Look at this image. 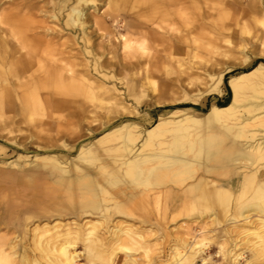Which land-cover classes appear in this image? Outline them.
<instances>
[{"label": "bare ground", "instance_id": "obj_1", "mask_svg": "<svg viewBox=\"0 0 264 264\" xmlns=\"http://www.w3.org/2000/svg\"><path fill=\"white\" fill-rule=\"evenodd\" d=\"M102 8L103 11L100 12ZM229 8L233 10L232 19H235L236 23L240 20L239 12H242V15L247 13L233 0H0V110L6 113L16 112L18 108L25 111L29 98L39 102L46 101L50 110L61 109L64 105L56 100L58 96L64 97L65 104H68L69 100L65 99L71 95L68 90L81 86L90 92L92 103L101 100L95 93L98 92L102 98L106 97L116 108H120L119 115L111 119L115 121L121 118V121L111 124L99 137L95 135L98 127H88L87 132L80 137L92 139L80 145L77 153L72 156L92 161L97 159L100 151L104 155L113 156L107 165L109 169L106 170L107 166H101L100 169L96 167L92 171L77 167L76 170L79 171L70 173L71 170L53 156L50 169L45 172V177L42 176L53 180L50 187L46 188L39 182V171V175L27 183L36 187V192L41 198L47 197L54 201L61 194L62 197L73 201L66 205L55 203L56 208L52 207L50 212L34 211L35 215L48 216L60 211H87L93 218L101 214L106 217L121 213L130 215L125 211V205L132 202L141 191L121 190V197L125 195L127 199L123 202L117 194L106 190L105 186L141 177L145 185L154 187L155 181L151 176L159 177L162 174L195 170L192 157L186 152L178 154L172 144L178 145L184 137L190 139L191 148L195 143H223L222 136L218 134L220 130L215 127L229 131L235 129L236 139L230 140L229 148L221 153L218 163L206 165L204 172L181 188L169 187L173 193L171 210L175 211L179 201L185 209L200 201L208 209V201L212 199L210 197L219 200L228 197L231 199L233 190L238 186L237 197L232 200L235 207H238L235 210L237 216L231 219L234 224L227 230V234L234 233L237 236L238 240L231 243L234 248L238 243L241 244L242 239L249 241L254 236V240L250 239L249 244L252 246L251 255L256 258L257 263L248 260L246 264H264V162H260L264 160V97L257 95L264 92V63L259 62L245 72L232 75L228 79L231 100L225 105L212 104L200 116L189 112L188 108L177 107L168 115L160 116L151 126H145L133 119L135 117L142 122L145 120L138 108L130 109L124 104L127 96L133 95L137 98L140 92L143 93L144 89L138 90V86L143 87L147 81L158 77L161 68L166 65L185 66L188 70L184 74L190 76L187 72L196 68L194 58L197 50L204 44L197 36L208 35L216 28L211 20L212 16L225 13ZM258 10L264 11V6L253 9L255 13H260ZM216 30L219 35L217 38L222 39L230 28L222 24ZM234 31L235 29L231 35ZM96 34H100V40ZM111 53L121 56L111 62L106 60ZM181 53L185 54L183 58L178 56ZM7 61L10 63L8 69L5 66ZM230 67H222L218 76L212 78L211 85L197 96H191L190 100L199 103L206 95L221 94L224 74ZM35 68L40 74L34 71ZM126 71L132 72L128 75L130 72ZM12 78L19 82L21 91L12 84ZM107 80L126 83V97L123 92H119L115 83L108 86ZM184 81L183 78L178 79V87H181ZM52 83L55 86L50 88ZM38 85L44 91L38 90ZM95 87L98 91L94 90ZM251 93L257 95L255 99L243 104ZM161 104L162 101L157 100V105ZM83 108L86 109L85 106ZM127 112L130 114L127 115ZM110 122L112 121L109 120L108 123ZM42 123L48 124L52 132L57 130L53 117ZM108 123L103 124L108 126ZM199 128L208 129L201 132ZM163 130L171 132L172 137L157 141ZM13 143L12 145L19 148L15 140ZM66 149L71 152L74 147ZM241 159L246 164L241 162ZM230 162H234L231 165H237L232 172L226 169L213 174L214 168ZM113 165L115 166L112 167ZM233 175L238 176L237 182L236 176ZM131 184L128 187L133 189L132 191L140 186ZM161 192L162 189L154 194V200L157 198V202L161 198ZM23 193L19 191V196L23 197ZM248 194L247 203H240V199ZM145 196L147 199L152 198L149 192ZM16 203V199L9 201V204ZM35 215L29 214L26 221L13 217L9 225L20 230ZM79 216L81 214L76 217L80 219ZM160 218L162 219V216ZM99 221L108 223L102 217L101 220L86 218L82 224L55 223L54 230L45 224L37 226L32 229L33 240L37 242L41 255L48 263L79 264L77 253L71 249V243L67 242V239L83 237L91 243L103 244L101 236L95 234ZM157 223L163 222L157 218ZM61 226L64 228L60 229ZM205 231V227L201 225L196 229V234L187 232V235H193L196 241ZM158 233L159 230L156 231L155 228L143 231L135 223L125 222L112 231L109 239L117 237L139 241L147 234L159 236ZM200 239V243L196 241L194 244L196 247L203 243V238ZM180 240L185 242L187 237H181ZM4 241L5 239L1 238L0 263L3 259H10L12 255L19 253L20 249L19 244H13L10 246L12 250L7 252ZM192 248L193 246H190L189 251L173 264H197V252ZM128 254L126 251L125 255ZM21 255L26 264H32L33 261L25 252ZM247 257L232 253L219 264H240L241 260H246ZM200 260L201 264H209L211 257L201 256ZM34 262L39 264L36 259ZM103 264H118V259L106 257Z\"/></svg>", "mask_w": 264, "mask_h": 264}, {"label": "rangeland", "instance_id": "obj_2", "mask_svg": "<svg viewBox=\"0 0 264 264\" xmlns=\"http://www.w3.org/2000/svg\"><path fill=\"white\" fill-rule=\"evenodd\" d=\"M233 1H236V4L247 13L242 15L243 13L239 12L241 16L238 23H236L235 19H232L234 15L232 13L233 10L230 8L225 13L214 14L212 16L211 20L214 27L218 29L220 25L226 24V27H229L230 30H226V37L224 36L222 39L221 37L217 38L219 35L216 28H213L208 35L197 36L204 44L196 52L194 58L196 68L187 72L190 73V76L187 77V74H184L188 70L185 66L166 65L161 68L158 77L147 81L143 87L138 86V90L144 89V92H140L137 98L133 95L126 97L125 92L127 93L128 91L126 83L123 84L119 80L116 83L115 81H106L108 86H112L115 83L119 92H123L126 97L125 105L129 106L130 109L138 108L141 115L144 116L145 120L143 122L134 117L135 121L145 124V126H151L158 121L160 116L168 115L177 107L188 108L189 112L193 114L203 115L212 104L225 105L231 100L232 94L228 85V79L232 75L245 72L259 62L264 63V11L258 10L260 13L253 11L255 8L260 9L263 7L264 0ZM102 11L103 8L100 12ZM234 29L235 33L232 36L231 32ZM96 35L100 40V34ZM108 56L106 60L114 62L119 59L121 54L111 53ZM178 56L183 58L185 54L181 53ZM9 65L10 63L7 61L5 64L6 69L9 68ZM227 66L231 67L224 74L222 93L206 95L199 103H193L190 97L197 96L205 88L209 87L212 83V78H216L221 68ZM34 71H36V68ZM126 72H130L127 73L129 75L132 71ZM36 73L40 74L39 71H36ZM181 78L185 81L181 87H178L177 81ZM12 84L18 91H21L16 78H12ZM54 86L55 84L52 83L50 88ZM37 88L40 91H44L40 85ZM56 90L63 92L59 88H56ZM94 90L98 91L97 87ZM68 93L71 94L65 98L69 100L68 104H65L64 97L62 96H58L56 99L64 105L61 109L50 110L47 102L43 101L44 99L41 98L43 102H39L33 98H29L25 111L19 110V108L16 112L9 113L0 110V241L1 238L5 239L7 252L12 250L10 246L13 244H19L20 246V249H18L19 253L12 255L13 257L10 259H3L0 264H26L22 260L21 253L23 252L33 261L32 264H35V259L39 261V264H51L43 258L37 242L33 240V228L37 226L41 227L45 224L54 230L53 224L55 223L64 225L79 222L82 224L86 218L92 220L99 218L101 220L102 217L108 223L99 221L95 228V234L101 236L103 244L91 243V241L85 240L83 237H70L67 239V242L71 243V249L77 253L79 264H90L91 262L103 264L106 257H116L118 264H173L189 251L190 246H193V251L197 252V264L202 263L200 260L201 256L208 255L211 257L209 264H219L226 256L232 255V253L248 256L246 260H241L240 264H246L248 260L257 263L256 258L251 255L252 246L249 244V241L254 240V236L249 241L248 239H242L241 244L238 243L237 247L234 248L231 246V243L232 241H237L238 238L234 233L227 234V230L231 229L234 224L231 223V219L237 216L235 210L238 207H235L232 200L233 197L234 200L237 197L238 186L233 190L235 193L233 192L231 199L228 197L225 200H219L215 197H210L212 199L208 201V207L210 206L208 209L203 206L202 201L189 205L187 209L183 208L181 201H179V205L175 211L172 212L171 210L173 193L169 187L181 188L187 182L195 179L198 174L204 172L206 165L211 166L218 163L221 160L219 158L221 153L229 148L230 140L236 139L234 137L235 129L229 131L215 127V129L217 128L221 131H218V134L220 133V136H222L223 143H195L191 148L190 139L184 137L180 139L181 142L178 145L172 144L173 149L178 154L186 152L192 157L193 164L196 167L195 170L189 169L169 175L162 174L159 177L151 176L155 181L153 182L154 187L145 185L141 177L133 180L128 179V181L112 186H105L106 190L117 194L123 202L127 199L125 195L121 197V190L126 189L129 192L141 191L132 202L130 201L125 205V211L130 213V215L121 213L106 217L104 214H99L100 216L93 218L87 211H82L81 213L60 211L58 214H48V216L35 215L34 211L50 212L51 209L56 208L55 203L66 205L73 201L72 199L69 201L67 198L62 197L60 193L54 201L47 197L45 199L41 198L36 192V187L27 183L31 178L34 180L40 172V177L38 176L39 182L43 183L46 188L50 187L53 180L43 177L46 176L45 172L52 165L53 156H56L59 161L63 162L71 170L70 173L79 171L76 170L77 167L88 168L92 171L96 167L100 169L101 166H107L110 163L109 159L113 158V156L104 155L100 151L98 152L97 159L92 161L90 159H76L72 158V156L77 153L80 145L88 143L92 139L91 137H80L83 133L87 132L88 127H98L95 135L99 137L105 133V130L111 124L119 123L121 118H117L115 121L111 118L119 115L120 108H116L106 97L102 98L103 96L98 92L95 93L100 96L101 100H96L92 103L90 92L84 86L70 89ZM257 95L264 97V92L257 93ZM257 95L251 93L249 99L243 101V104L248 103L251 99H255ZM157 100L162 101V104L157 105ZM83 106L86 107L85 110ZM50 114L52 115L49 116ZM129 114L130 112H127V115ZM49 117H53L56 123V131L52 132L48 124L42 123L48 120ZM109 120L112 122L108 123ZM103 123H108V126L106 124L104 126ZM207 129L199 128L201 132ZM171 137V132L163 130L157 141ZM14 140L17 142L16 146L18 145L19 148L12 145L14 144ZM71 146L74 149L71 152L66 151V148ZM36 155H42L43 157L37 158ZM241 162L246 164L242 159ZM260 162L263 163L264 160ZM232 163L234 162L221 164L216 169L214 168L213 174L223 172L226 169L232 172L237 167L236 164L231 165ZM108 169L109 166H107L106 170ZM100 174L101 172L99 171V176ZM237 180L238 176L235 177L236 182ZM130 183L140 186H137L138 188L132 191L133 189L128 187ZM160 189L163 192H161V198L157 202V198L154 200V194L158 193ZM19 191L24 192L23 197L19 196ZM147 192L150 193L151 199L145 198ZM5 196L7 197L6 199ZM248 197L249 194L245 195L240 199V203H247ZM14 199L17 200V203L14 205L9 204V201ZM29 214L35 216L27 225L22 226L20 230L15 229L13 225H9L13 217L26 221ZM79 214H81L79 216L80 219L76 217ZM160 216H162V219ZM157 218L162 220L163 223H157ZM125 222L135 223L143 231L148 228H155L156 231L159 230V236L147 234L144 239L139 241L127 238L118 239L117 237L110 240L112 231L114 232L121 223L125 224ZM201 225L205 227L206 231L202 236L196 238V241H199V243L200 238H203V243L199 247H196L194 245L196 243L195 238L193 235H187V232L196 234V229H199ZM63 228L61 226L60 229ZM184 236L187 237L185 242L180 240ZM126 251L129 253L127 256L125 255ZM203 252L205 253L203 254ZM127 260L128 263H126Z\"/></svg>", "mask_w": 264, "mask_h": 264}, {"label": "trees", "instance_id": "obj_3", "mask_svg": "<svg viewBox=\"0 0 264 264\" xmlns=\"http://www.w3.org/2000/svg\"><path fill=\"white\" fill-rule=\"evenodd\" d=\"M219 105H221V104H219Z\"/></svg>", "mask_w": 264, "mask_h": 264}]
</instances>
